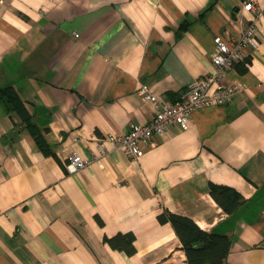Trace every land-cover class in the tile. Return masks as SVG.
Masks as SVG:
<instances>
[{
    "label": "crops",
    "instance_id": "0c3cea01",
    "mask_svg": "<svg viewBox=\"0 0 264 264\" xmlns=\"http://www.w3.org/2000/svg\"><path fill=\"white\" fill-rule=\"evenodd\" d=\"M240 1L0 0V87L13 86L52 152L0 103V264H188L163 211L225 234L223 264H264L263 16L244 67L219 78L239 86L228 103L193 110L187 129L168 124L138 158L105 141L96 161L100 139L147 122L214 72L213 36L236 35L250 18ZM71 152L90 163L67 173ZM210 184L243 202L227 213ZM126 232L133 254L103 240Z\"/></svg>",
    "mask_w": 264,
    "mask_h": 264
},
{
    "label": "built area",
    "instance_id": "2783aa9c",
    "mask_svg": "<svg viewBox=\"0 0 264 264\" xmlns=\"http://www.w3.org/2000/svg\"><path fill=\"white\" fill-rule=\"evenodd\" d=\"M240 8L250 14L236 35L222 37L213 36L215 49L211 61L214 72L191 79L179 91L178 97L171 103H162L160 108L145 123L134 124L122 134L108 133L100 139L98 150L101 152L96 161L103 155L105 141L120 148L128 157L138 158L142 155L140 142H147L155 133H164L168 124H175L180 129H187L191 112L208 106H221L230 101L233 94L239 91L238 85H222L219 78L232 69L236 63L242 62L247 49H255L258 45L257 25L260 17H264V3L257 0H241ZM143 99L156 103L158 97L147 90L145 86L138 88ZM90 159L82 158L75 152L66 155L63 167L67 173H73L90 163Z\"/></svg>",
    "mask_w": 264,
    "mask_h": 264
},
{
    "label": "trees",
    "instance_id": "16d2710c",
    "mask_svg": "<svg viewBox=\"0 0 264 264\" xmlns=\"http://www.w3.org/2000/svg\"><path fill=\"white\" fill-rule=\"evenodd\" d=\"M181 28H186V24H182ZM245 63L246 61L243 60L236 63L235 66L237 64L243 66ZM0 103L4 105L7 111H16L26 122L30 133L35 137L37 146L45 154H52L42 135L27 122L31 114L25 108L23 101L13 86L5 85L0 87ZM209 193L227 213L234 212L243 202L241 195L229 186L210 184ZM157 217L159 221H169L173 226L185 252L188 264H223L229 250V238L225 234L215 231H204L189 217L169 211L160 212ZM133 239L134 234L132 232L117 233L114 236L103 238L112 248L123 250L129 255L135 251Z\"/></svg>",
    "mask_w": 264,
    "mask_h": 264
}]
</instances>
